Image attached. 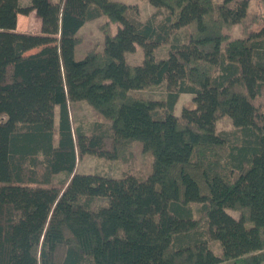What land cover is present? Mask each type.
I'll return each instance as SVG.
<instances>
[{
	"label": "trees",
	"instance_id": "trees-1",
	"mask_svg": "<svg viewBox=\"0 0 264 264\" xmlns=\"http://www.w3.org/2000/svg\"><path fill=\"white\" fill-rule=\"evenodd\" d=\"M251 1L147 0L142 20L115 0H0V264H264V14ZM32 12L40 32L18 31ZM102 17L103 49L77 60L79 31ZM182 94L195 107L177 115ZM80 101L104 121L74 126ZM224 117L234 131H217ZM136 142L145 177L77 172Z\"/></svg>",
	"mask_w": 264,
	"mask_h": 264
},
{
	"label": "rangeland",
	"instance_id": "rangeland-1",
	"mask_svg": "<svg viewBox=\"0 0 264 264\" xmlns=\"http://www.w3.org/2000/svg\"><path fill=\"white\" fill-rule=\"evenodd\" d=\"M117 1V0H115ZM128 2L136 3H126L131 5H138L142 20H147L155 12L156 8L150 5L147 0H127ZM120 2V1H119ZM263 2V3H262ZM125 3V2H123ZM262 4V5H261ZM250 11L255 12L260 9V12L264 14V0L260 1L259 9H257L256 2H250ZM107 22L105 17H102L97 20L86 23V25L80 30L78 36L81 40L80 44L76 49V59L81 60L84 58L86 52L93 48L98 50L103 49L104 44V34L101 30V26ZM21 26L24 30H37L38 26L34 20V16L27 21L22 22ZM112 31L116 32L117 25H111ZM242 25H236L233 30L229 33L231 38H240L242 35ZM186 33V32H185ZM180 42L184 41V35L181 33L177 38ZM170 45H166L159 49L158 55L164 57L167 53V49ZM143 60V52L141 48H137L135 53H130L127 55V61L131 65H138ZM165 87L159 86L151 88L147 91L142 92V95L149 99H161L164 96ZM195 107L193 101V95L182 94L176 104L175 111L177 115H180L184 108H193ZM73 123L74 126H81L84 130H88L96 122L104 121L103 117L94 110L86 101H80L73 105ZM59 122V107L55 109V125L57 126ZM218 132H232L234 131V126L229 117H224L219 120L216 124ZM152 163V157L148 153L142 151V144L136 142L131 148H129L123 158L120 160H107L100 158L95 155H86L81 159L77 166V172L85 174H101L109 177L119 178L126 173L133 174L137 177H145L150 173V167ZM102 205H106L105 200H100L94 202L92 207L98 208ZM199 205H194V209H197ZM234 217L238 218L239 214L234 211H229ZM198 216V215H196ZM204 227V225H202ZM203 231V229H201ZM210 246L212 247L215 253L220 252V246L218 243L211 242Z\"/></svg>",
	"mask_w": 264,
	"mask_h": 264
},
{
	"label": "crops",
	"instance_id": "crops-1",
	"mask_svg": "<svg viewBox=\"0 0 264 264\" xmlns=\"http://www.w3.org/2000/svg\"><path fill=\"white\" fill-rule=\"evenodd\" d=\"M30 1H31V0H20V3L25 4V5H29ZM117 1L125 2V3L128 2L127 0H117ZM128 3H136V2H128ZM262 3H263V2H262ZM261 5H262V4H261ZM33 16H34V20H35V22L37 23L38 28H37V30L32 31V33H39L40 30H41V23H40V21L35 17V13H34V12L30 13L29 15H22V14H19V15H18V26H17V30L20 31V32H30L31 30H24V29L22 28V26H21V23L27 21V19H30V18L33 17ZM85 25H86V24H85ZM85 25H84V26H85ZM84 26H83V27H84ZM83 27H82V28H83ZM82 28H81V29H82ZM79 32H80V31H79Z\"/></svg>",
	"mask_w": 264,
	"mask_h": 264
}]
</instances>
